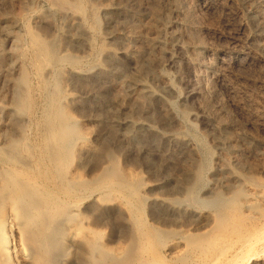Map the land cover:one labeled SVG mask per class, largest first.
<instances>
[{
	"label": "rangeland",
	"instance_id": "374dc122",
	"mask_svg": "<svg viewBox=\"0 0 264 264\" xmlns=\"http://www.w3.org/2000/svg\"><path fill=\"white\" fill-rule=\"evenodd\" d=\"M69 1L0 0V194L67 204L106 264H264V0ZM61 119L78 198L38 177Z\"/></svg>",
	"mask_w": 264,
	"mask_h": 264
},
{
	"label": "bare ground",
	"instance_id": "6f19581e",
	"mask_svg": "<svg viewBox=\"0 0 264 264\" xmlns=\"http://www.w3.org/2000/svg\"><path fill=\"white\" fill-rule=\"evenodd\" d=\"M61 5L70 6V1L61 0ZM30 35V43L33 52H36V57L37 55L39 57H44L45 60H47L46 62H52V64L59 62L58 57L55 56V52L51 48L53 46L50 47V45L45 44L36 35ZM63 60H67V57L63 58ZM21 82L26 85L28 82L27 77L24 76ZM145 94H147V96L150 95L149 92H145ZM26 95L23 91H17L14 95L17 104H19L23 110H25ZM145 96H140V98H144ZM147 98H144V100ZM56 129L57 132L64 133V136H62L63 138L65 137L64 141H59L61 144L59 148L57 147V150L53 148H51V150L48 149L52 164L51 167H48H50L51 170L48 171L49 169H45L48 171L45 173L41 171L38 177L46 181L49 180V182L53 180L55 182L53 186L55 185L57 189L60 190L59 192L68 199L70 197L78 198L77 195L80 194L83 188L85 190L86 188L78 179H66L65 174L67 172L66 170L63 171V168H61L62 163L60 158V154L62 153L65 154V158L69 159L71 157L72 143L74 141H71L70 134L75 132V128L71 124V121L62 120ZM54 133L56 134V132ZM50 144H52V142ZM201 170L200 168L196 171L195 183L193 182L195 185L193 184L192 188L188 191L189 197L196 201L198 200L195 197V187L196 183H199L201 179ZM17 184H11V189L7 194H0V202L2 205V212L0 214V264H18L13 259L17 254L21 256L23 264H63L65 258L69 255V250H73L74 252L82 248L84 249V247L90 252L87 256L86 264L107 263L105 260H102L104 259L103 256H101V259H98L97 255L99 254L98 251H96L98 247H96L95 242L97 236L95 235L96 237L94 238L95 233H90L91 236L87 234L88 238H82L78 234L79 220L78 213L75 210L72 211L71 207L67 204H57L55 201L54 204H52L53 206L49 207L46 205L45 199L42 198V194L36 190L27 189L28 187L26 184L27 188L24 186L19 187L20 185L17 186ZM46 187L44 188L47 189ZM45 194L47 195L48 192L46 191ZM41 199L44 201H41ZM48 204L51 206L49 202ZM212 204L219 208L223 205V202L216 198L212 201ZM8 234H10L12 239H18L17 245H11V238Z\"/></svg>",
	"mask_w": 264,
	"mask_h": 264
}]
</instances>
